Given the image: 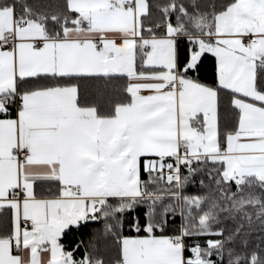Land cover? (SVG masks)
Returning a JSON list of instances; mask_svg holds the SVG:
<instances>
[{
  "label": "snow or ice",
  "instance_id": "snow-or-ice-1",
  "mask_svg": "<svg viewBox=\"0 0 264 264\" xmlns=\"http://www.w3.org/2000/svg\"><path fill=\"white\" fill-rule=\"evenodd\" d=\"M0 264H264V0H0Z\"/></svg>",
  "mask_w": 264,
  "mask_h": 264
}]
</instances>
